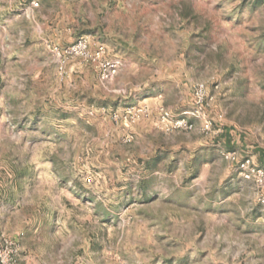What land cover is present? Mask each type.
Masks as SVG:
<instances>
[{
    "label": "rangeland",
    "instance_id": "rangeland-1",
    "mask_svg": "<svg viewBox=\"0 0 264 264\" xmlns=\"http://www.w3.org/2000/svg\"><path fill=\"white\" fill-rule=\"evenodd\" d=\"M81 36L113 78L66 53ZM142 102L134 124L102 112ZM162 106L194 128L165 131ZM230 152L264 167V0H0L9 264H264V203Z\"/></svg>",
    "mask_w": 264,
    "mask_h": 264
},
{
    "label": "built area",
    "instance_id": "built-area-1",
    "mask_svg": "<svg viewBox=\"0 0 264 264\" xmlns=\"http://www.w3.org/2000/svg\"><path fill=\"white\" fill-rule=\"evenodd\" d=\"M66 53L71 56L83 57L96 64L99 67L102 80H110L119 72V64L106 57V46L100 43L92 50L87 36H81L75 44L66 50ZM194 100L193 115L203 119L202 129L204 131L209 130L212 126V120L207 118L206 114L211 106V98L204 82L194 84ZM107 111L116 123L125 124H134L153 116V108L146 102L127 106L123 110L109 111L106 107L102 108V112ZM158 123L165 131L192 130L194 128V123L185 117L170 119L163 106L159 109ZM229 158L238 162L240 172L244 178L255 182L260 190V201L264 203V167L256 165L252 158L248 156L239 160L234 152L229 153ZM6 243L9 244L10 242L6 240ZM0 258L3 264H9L12 255H3L0 252Z\"/></svg>",
    "mask_w": 264,
    "mask_h": 264
},
{
    "label": "crops",
    "instance_id": "crops-1",
    "mask_svg": "<svg viewBox=\"0 0 264 264\" xmlns=\"http://www.w3.org/2000/svg\"><path fill=\"white\" fill-rule=\"evenodd\" d=\"M146 100H148V99H146ZM148 101H151V100H148ZM152 105H153V109H154V111H155V108H154L155 105H154V104H152Z\"/></svg>",
    "mask_w": 264,
    "mask_h": 264
}]
</instances>
